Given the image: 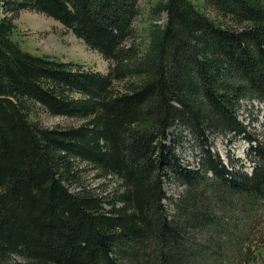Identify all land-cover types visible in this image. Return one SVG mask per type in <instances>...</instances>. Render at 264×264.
<instances>
[{"label": "trees", "instance_id": "1", "mask_svg": "<svg viewBox=\"0 0 264 264\" xmlns=\"http://www.w3.org/2000/svg\"><path fill=\"white\" fill-rule=\"evenodd\" d=\"M140 3L5 0L0 264H249L264 255L247 243L264 207V138L240 119L245 104L264 103V0H157L144 41ZM23 11L60 23L108 73L23 50L13 39ZM37 110L82 123L45 128L31 120ZM219 137L247 143L250 173L214 152ZM186 144L195 166L177 152ZM82 164L118 186L106 195L87 187ZM167 182L182 192L168 196Z\"/></svg>", "mask_w": 264, "mask_h": 264}, {"label": "rangeland", "instance_id": "2", "mask_svg": "<svg viewBox=\"0 0 264 264\" xmlns=\"http://www.w3.org/2000/svg\"><path fill=\"white\" fill-rule=\"evenodd\" d=\"M4 2L5 0H0V12L2 14L5 12L3 9ZM156 2L157 0H141V14L135 21V29L139 36H142V41L145 40V29L152 21L151 8ZM205 11L211 17L219 20V17L211 9L205 8ZM166 20L167 17L163 14L159 24H165ZM15 24L16 29L13 39L20 44L23 50L35 56H46L58 61L79 64L89 71L108 73L110 63L99 53L90 50L82 40L77 39L54 19L35 11H23L19 18L15 20ZM115 85L116 88H122L119 84ZM240 119L249 125V129L256 134L258 139L264 138V103L245 104V108L240 111ZM31 120L50 129L75 127L82 123L78 119L51 116L43 110L35 111L31 116ZM213 150L220 155L225 163L228 164L229 157H232L237 160L238 165H236V168L243 167L241 169L248 173L252 171L253 162L248 156L249 146L244 141L238 140L230 146L227 138H215L213 139ZM177 152L185 160V163L195 166L196 155L192 149L190 150L188 144L179 148ZM82 165L86 169L83 180L87 187L97 189L99 193L106 195L118 186L117 180L99 179L92 166ZM165 190L168 196L174 197L182 192V188L170 182L165 184ZM166 204L168 203L166 202ZM259 214L255 222L258 228L253 230L252 235H247V243H250L254 250L264 246V207ZM249 264H264V255Z\"/></svg>", "mask_w": 264, "mask_h": 264}]
</instances>
